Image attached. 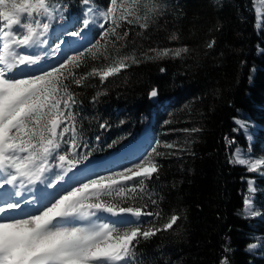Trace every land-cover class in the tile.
Returning <instances> with one entry per match:
<instances>
[{"label":"trees","instance_id":"1","mask_svg":"<svg viewBox=\"0 0 264 264\" xmlns=\"http://www.w3.org/2000/svg\"><path fill=\"white\" fill-rule=\"evenodd\" d=\"M70 1L80 13L81 0ZM93 2L109 4V0ZM155 3L158 9L147 20V29L121 22L117 31L121 36L128 31V36L107 44L95 60L86 56L76 70L77 78L119 56L135 54L139 64L104 83L98 77H89L80 87L68 82L77 102L73 107L80 142L77 152L103 156L128 140L144 116L155 115L158 151L164 154L157 157L158 174L145 181L144 198L111 202L146 204V211L160 213L142 217V228L161 227L173 214L180 219L171 230L140 240L136 264H221L224 259L227 264H264L263 253L247 248L261 239L262 232L250 225L257 218L245 212L242 195L243 179L261 181V168L250 172L247 166L230 163L234 146L228 143L235 137L237 146L246 144L242 134L233 133L237 117L250 128L264 126V51H258L264 50V29L256 28L255 0ZM102 31L95 27L91 43L80 51L100 40ZM173 34L177 39H170ZM182 47L188 51L180 57L144 58V53L154 55L150 49ZM154 88L157 102L149 96ZM193 128L199 131H184ZM165 143L175 147L164 148ZM153 199L157 204L151 203Z\"/></svg>","mask_w":264,"mask_h":264},{"label":"snow or ice","instance_id":"2","mask_svg":"<svg viewBox=\"0 0 264 264\" xmlns=\"http://www.w3.org/2000/svg\"><path fill=\"white\" fill-rule=\"evenodd\" d=\"M82 3L87 9L83 28L66 34L78 37L99 18L103 20L99 24L103 30L100 40L83 51L73 50V54L62 61L49 63L48 53H27L48 43L44 37L56 12L50 0H0V177H3L0 189L17 183L20 188L44 183L54 165L61 170L46 185L54 188V192L46 193L40 200L33 198L23 202V207L22 199L9 202L4 199L9 194L0 192V264H136L140 240L147 241L161 231L171 230L180 219L173 214L161 227L142 228L145 223L142 217H159L160 213L146 211V204L120 206L111 202L144 198L145 181L158 174L161 167L157 162V157L164 155L158 151L160 141H156V146L147 154L119 165L118 170L105 168V174L92 172L82 180L69 177L74 186L60 184L69 172L92 155L91 151L85 155L77 152L80 142L77 116L73 112L77 102L68 82L80 87L89 77H98L100 83H104L132 64H139L141 61L135 54L119 56L107 66L93 67L77 78L76 70L86 56L95 60L107 44H115L128 36V31L123 36L117 31L121 22L130 25L135 22L141 29H147V20L158 9L155 0H109L106 10H100L99 6L94 10L90 0H82ZM255 11L257 27H260L261 9ZM170 39L177 37L173 34ZM59 50L60 44H56L51 55ZM149 51L154 55L144 53L147 60L180 57L188 49ZM104 58L108 59L106 55ZM157 95L155 88L149 93L150 97ZM236 123L244 127V122L237 120ZM228 143L235 144V137ZM62 146H66V150L57 155ZM163 147L171 149L175 145L165 143ZM229 162L255 172L264 165V158H244L237 147ZM82 171H89L88 166ZM248 183L249 192H253V181ZM14 195L20 197L21 192L16 191ZM151 203L155 205L157 201L153 199ZM28 206L31 210L24 213ZM244 210L249 215L259 214L252 209L249 199L244 201ZM253 247L255 245H249L250 249ZM221 264H227V260H222Z\"/></svg>","mask_w":264,"mask_h":264},{"label":"rangeland","instance_id":"3","mask_svg":"<svg viewBox=\"0 0 264 264\" xmlns=\"http://www.w3.org/2000/svg\"><path fill=\"white\" fill-rule=\"evenodd\" d=\"M51 4L53 7L56 8L55 13L57 15H59V17H61V18L59 19L58 22L57 21L55 22L56 16H54V18L50 22V23H52L51 24L52 26L50 29L54 30L55 28L59 27L61 29H64L65 31L63 33H61L59 37L55 38V41L53 40V42L51 43L50 49H48L46 51V53H48L50 56V53L55 50L56 44H60V47L63 46L68 50L65 54H62V52H61L60 56H59V54L56 55V57H57L56 59H54L53 56L50 57L51 59L48 60V61H50L49 63H55L56 61H62V59L64 57H66L67 55H72L73 50H79L80 51L85 46V44L91 43V41L88 39L91 37L93 29L95 27L100 28L99 24L103 23V20L97 18L95 25H90L89 28L83 29L81 31L80 36L72 37L70 35H67L66 33H71L73 31H78V30L82 29V28H78V27L79 26L83 27L82 20L85 18L84 13L87 11L86 6L82 3V0H81L79 2V8L81 11H80V13H77V12H75V9H74L76 6V3L73 1L61 0V1L53 2ZM90 6H92L94 10L97 8V6H99L100 10H106V7L95 4V2H93V0H90ZM257 8L261 9L260 27H257V14H255V24H256L257 30L261 31L264 29V3H261V0H255V10ZM72 23L75 24L74 30L70 27L72 25ZM61 41H64V43H61ZM72 41H76L78 43L73 44V46H71L70 42H72ZM43 45H47V44H43ZM258 47H260V46H258ZM72 48H74V49H72ZM258 51L261 53L264 50L262 48H258ZM29 53L31 54V52H29ZM29 53H27V54H29ZM255 70L256 69L254 68L252 74L255 73ZM237 120L244 122L241 119V117L235 118L234 119L233 133L237 136L242 134L246 140V144L239 145V146H237V144H236L237 142L235 144H231L234 146L233 150L231 152V158H234L235 149L237 147H239L241 149L244 158H249V159L264 158V126L261 129H253L244 123V127H241L240 125H238L236 123ZM155 123H156V118L154 116H152V117L144 116L143 119L141 120V127L145 128V129L147 128V129L152 130L153 135H152L151 144L148 145L149 147L146 146L147 150L145 149L146 150L145 152L143 151V153L137 154L138 157H140L142 154H147L148 151H151V147L156 146V141H159L157 132L154 129ZM235 141H236V139H235ZM64 148L66 150V146ZM83 151H89V150H83ZM78 153L80 155H85L83 152L81 154L80 151H78ZM58 154H62V151L59 150L57 155ZM70 158H72V157H70ZM136 159H134V160H136ZM90 160H92V157H89V160L85 161V162H89ZM126 164L127 163L121 164V165H126ZM80 166L81 165H77V167L75 169H73L72 172H69L67 174V176L65 177V181H61L60 184L64 185L65 187L74 186L72 183L69 184L71 182L69 180V177L75 176L78 180H82L85 177L89 176L90 173L92 172V170H90V168L88 167L89 171L83 172V173L80 171V173H79L78 167H80ZM118 166L113 167L111 169L118 170ZM260 171L262 173H264V165L261 166ZM52 172H53V175L55 177V174L60 173L61 170L58 167H55V169H53ZM86 174H88V175L84 177V175H86ZM99 174L103 175L105 173L102 170L101 172H99ZM48 176H50V174H48ZM261 178H262L261 181H257L253 178L245 177L243 179L244 180V187L242 190V195H243V203H244L245 199H249L251 202L252 209L254 211H256L257 213H259V214L255 215V217L257 219L252 220L250 222V225L252 227H254L255 229H257L258 231L262 232L261 237H260L261 239L257 242H255V241L250 242L248 244L247 248L253 252L263 253V255H264V187L260 186L261 183L264 184V175H262ZM250 180L253 181V184H252V187L254 188L253 192H249V183L248 182ZM249 245H255V247L250 249Z\"/></svg>","mask_w":264,"mask_h":264},{"label":"bare ground","instance_id":"4","mask_svg":"<svg viewBox=\"0 0 264 264\" xmlns=\"http://www.w3.org/2000/svg\"><path fill=\"white\" fill-rule=\"evenodd\" d=\"M54 16H56L55 17V20H59L61 17H59V15H57L56 13L54 14ZM44 20H46V19H44ZM51 30V29H50ZM50 30H49V32L46 34V37H44V38H46V39H48V37H49V35H50ZM58 35H60L61 34V30H59L58 32ZM44 38H42V39H44ZM54 41H55V39H54ZM53 42V41H52ZM51 42V43H52ZM51 43H49L48 45H40L39 46V48L38 49H36L37 50V53L36 54H40V55H44L45 53H46V51L48 50V49H50V47H51ZM73 44H76V43H73V41L72 42H70V45L71 46H73ZM72 49H74V48H72ZM65 50V51H64ZM68 50L65 48V47H63V46H61L60 47V50L59 51H57L56 52V54L55 55H51V53L53 52H51L50 53V56L48 57V60L49 59H51L50 57H52L53 56V58L54 59H56L57 57H56V55H58L59 54V56H60V53L62 52V54H65L66 52H67ZM29 52H32V51H29ZM28 52V53H29ZM30 54V53H29ZM61 54V55H62ZM48 62H50V61H48ZM152 126V125H151ZM151 140H152V136L151 135H149V129H145V128H142V129H140L139 131H137L135 134H133L132 135V137L129 139V140H127L126 141V143H124L123 145H122V147L120 148V149H118V150H116V151H114L113 152V154L110 156V157H106L105 159H102V160H97V159H92V160H90L89 162H85L84 164H82L80 167H78L79 168V170H78V172L80 173V171L83 173V172H87V171H82L83 169H84V167H85V165H87L89 168H90V170H92V172H94V170H95V168L100 164L101 166H103L104 165V161H112V160H115V159H120L122 156H124V158H123V160L120 162V163H118L117 165H110L109 167H107V168H113V167H116V166H118V165H121V164H125V163H127L128 161H132V160H134V159H136L137 157H138V155L137 154H140V153H143V151L145 152L147 149H146V146H148V145H150L151 144ZM149 147V146H148ZM147 147V148H148ZM146 149V150H145ZM131 154V156L129 157V155ZM136 156V157H135ZM77 168V169H78ZM103 169H105V168H101V170H99L97 173H99V172H101ZM91 172V173H92ZM90 173V174H91ZM85 176H87V174L86 175H84V177ZM2 183V182H1ZM72 182H70L69 184H71ZM30 187L31 188H33V189H37L38 187H40V183L38 182L37 184H35V185H30ZM53 191H55V189L54 188H48V190L46 191V192H44L43 194V196H45L46 195V193H52ZM45 202H47V201H45ZM24 205H22V207H23ZM31 206H28V207H25V208H30ZM28 211H30V210H24V213H27Z\"/></svg>","mask_w":264,"mask_h":264},{"label":"water","instance_id":"5","mask_svg":"<svg viewBox=\"0 0 264 264\" xmlns=\"http://www.w3.org/2000/svg\"><path fill=\"white\" fill-rule=\"evenodd\" d=\"M157 90V88H155ZM152 91V90H151ZM158 92V90H157ZM151 101L157 102L158 101V95L156 97H150ZM103 159V158H102Z\"/></svg>","mask_w":264,"mask_h":264}]
</instances>
